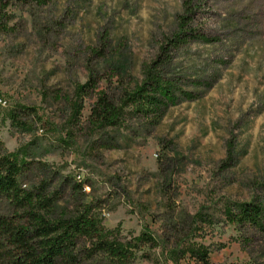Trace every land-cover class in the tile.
Wrapping results in <instances>:
<instances>
[{"label":"rangeland","instance_id":"obj_1","mask_svg":"<svg viewBox=\"0 0 264 264\" xmlns=\"http://www.w3.org/2000/svg\"><path fill=\"white\" fill-rule=\"evenodd\" d=\"M43 2L0 0V142L26 164L19 182L54 196L58 214L90 210L124 242L156 239L125 263L79 264H203L198 249L210 264H264V235L228 218L264 206V0ZM180 16L214 40L172 48L160 69L199 97H179L156 124L130 106L120 125L93 127L96 96L77 86L94 77L114 98L133 89ZM20 106L37 112L23 118L30 131L12 123ZM13 213L0 199V216Z\"/></svg>","mask_w":264,"mask_h":264},{"label":"trees","instance_id":"obj_2","mask_svg":"<svg viewBox=\"0 0 264 264\" xmlns=\"http://www.w3.org/2000/svg\"><path fill=\"white\" fill-rule=\"evenodd\" d=\"M20 1L44 3V0ZM185 10L187 14L192 12L188 1L185 2ZM188 17L180 16L179 30L167 46L161 47L158 60L145 65L141 82L121 97L114 98L106 90L99 89L98 80L94 77L77 86L79 95L96 96L89 116V123L93 127L120 125L125 108L130 106L141 117L156 124L169 105L177 103L179 97L190 101L199 97L198 93L182 90L160 69L169 64V51L172 48L190 41L208 43L214 40L198 30L190 29ZM104 50L92 49V53L102 57ZM197 85L211 86L200 82ZM32 116L36 117L37 112L35 108L27 106H20L11 113L12 123L25 132L30 131L32 126L23 118ZM25 165L7 152L0 142V199H7L14 207L11 216H0V264H79L98 254L125 263L140 246L156 244V239L147 232L125 242L120 240L114 230L106 229L87 209L75 214H58L55 197L47 195L44 188L32 190L20 184L19 178ZM228 218L237 224L249 225L264 235V206L261 204L245 203L237 211L230 210ZM82 241L89 243V246L81 252L78 249ZM192 255L203 264H210L207 250H192Z\"/></svg>","mask_w":264,"mask_h":264}]
</instances>
